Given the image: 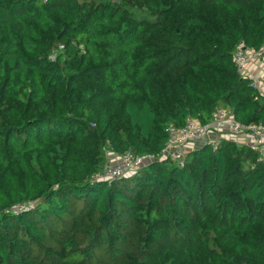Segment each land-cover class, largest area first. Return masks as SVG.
<instances>
[{
    "label": "trees",
    "instance_id": "obj_1",
    "mask_svg": "<svg viewBox=\"0 0 264 264\" xmlns=\"http://www.w3.org/2000/svg\"><path fill=\"white\" fill-rule=\"evenodd\" d=\"M240 41L264 45V0H0V264H264L257 151L158 158L218 107L264 122ZM107 151L157 157L93 180Z\"/></svg>",
    "mask_w": 264,
    "mask_h": 264
},
{
    "label": "built area",
    "instance_id": "obj_2",
    "mask_svg": "<svg viewBox=\"0 0 264 264\" xmlns=\"http://www.w3.org/2000/svg\"><path fill=\"white\" fill-rule=\"evenodd\" d=\"M234 61L239 72L250 80L251 86L264 94V45L257 48L240 41L234 51ZM218 133H223L228 138L240 139L257 151L259 161L264 163V122L246 124L225 107H218L208 123L189 118L181 128L170 125L168 139L158 158L172 159L179 166H183L189 151L206 142L216 146L219 143L215 137ZM242 137L244 138L241 139ZM156 157L155 154H139L132 151H126L116 157L109 155V161L92 179L110 181L120 178L146 166ZM32 203L27 201L14 205L11 209L15 212L22 211Z\"/></svg>",
    "mask_w": 264,
    "mask_h": 264
},
{
    "label": "rangeland",
    "instance_id": "obj_3",
    "mask_svg": "<svg viewBox=\"0 0 264 264\" xmlns=\"http://www.w3.org/2000/svg\"><path fill=\"white\" fill-rule=\"evenodd\" d=\"M243 135H245V134H243ZM215 137H216L217 140H219V141H221V140L224 139V138H228V137H226L223 133H218ZM243 138H244V137H242L241 139H243ZM228 139H234V138H228ZM236 140H237V142H241L240 139H236ZM107 154H108V156H109V155H110V156L114 155L115 157H116V155H119V154H116V153H114V152H112V151H107Z\"/></svg>",
    "mask_w": 264,
    "mask_h": 264
}]
</instances>
